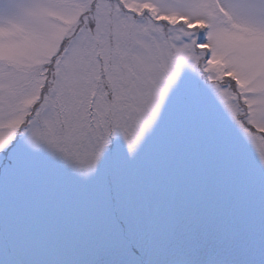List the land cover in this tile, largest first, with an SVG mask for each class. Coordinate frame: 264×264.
Returning a JSON list of instances; mask_svg holds the SVG:
<instances>
[{
  "label": "snow or ice",
  "instance_id": "snow-or-ice-1",
  "mask_svg": "<svg viewBox=\"0 0 264 264\" xmlns=\"http://www.w3.org/2000/svg\"><path fill=\"white\" fill-rule=\"evenodd\" d=\"M0 264H264V0H0Z\"/></svg>",
  "mask_w": 264,
  "mask_h": 264
}]
</instances>
